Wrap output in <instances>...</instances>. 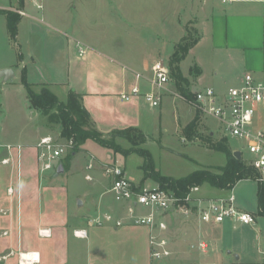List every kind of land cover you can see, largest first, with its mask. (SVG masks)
<instances>
[{"label": "crops", "instance_id": "0c3cea01", "mask_svg": "<svg viewBox=\"0 0 264 264\" xmlns=\"http://www.w3.org/2000/svg\"><path fill=\"white\" fill-rule=\"evenodd\" d=\"M220 2L222 3V0ZM134 3V0H23L22 5H18L17 0H9L7 5H0V10L12 11L21 8L26 14V16H20L15 39L19 36V26L25 19L22 30L27 42L31 41L41 46L47 43L53 46L55 43L59 44L58 54H54L51 60L44 63L47 66L45 71L48 73L50 70L53 71L57 80L44 82L38 86L48 87L60 102L67 100L70 91L79 94L81 104L89 114L92 124L104 137H109L113 131L127 128H135L143 134L142 128L146 124L147 111L152 112V108L141 97L124 101L120 98V94L129 92L131 87L137 83L134 73L148 76L150 66L159 60V57L155 59L153 55L145 58L141 56L137 60L138 63L133 64L124 57L125 52L121 44L113 43L107 37H101V30L95 28L96 22L89 19L92 12L85 13L83 7L89 5L95 11L94 8L99 10L102 5L110 6L128 15L132 12L131 7ZM37 4H40L42 8L38 9ZM222 4L231 5L234 8L233 14L226 16L225 13L217 11L213 0L211 4L213 16L207 22L201 23L199 40L186 57L193 55L209 31L216 29L217 32V28L221 26L223 40L221 45L214 50H223L225 60L231 67L238 62H241L244 67L241 75L234 76L235 83L238 85L246 72H251L256 78H261L264 75V31L260 39V35L254 34L252 29L256 26L258 31L261 30L259 20L262 21L264 28V0H236ZM238 4L244 5L240 6L239 11L236 9ZM258 8L262 12L261 15L257 14ZM102 14L108 25L112 21L109 18V9L101 13V16ZM95 30L100 33H96ZM107 30L106 26L102 31L105 36H107L105 33ZM0 32H2L0 41L3 42L4 38L9 36L4 13H0ZM77 43L85 48L83 56L78 54ZM180 64L179 68L182 72ZM199 66V61L196 60L194 63L195 86H202L200 88L202 89L207 86L203 87L201 83L202 70ZM5 69L12 70L14 74L11 66L4 65L0 71ZM12 76L6 80L0 78L3 82H7ZM186 76L184 74L183 77ZM138 84L141 92L149 90L144 80H139ZM169 95H177L170 85L163 93L164 100L162 101H165ZM180 99L182 100L179 103L180 110L183 109L187 118L181 122L179 111H176L177 131L183 141L194 144L182 135L184 128L193 119V112L187 102L182 97ZM162 105L163 102L158 108H162ZM43 136L45 135L40 134L34 141H25L26 143L18 141L13 144L7 143L5 147L12 146L10 151L0 146V254L35 251L40 255L39 264H153L150 258L148 228L130 224L115 227L112 223L98 225L92 222V219L106 213L114 218L127 216V204L114 200L110 192L112 179L105 175L104 170H102L103 177L95 179L91 177L86 179L88 174H84L85 181L92 182L91 189L96 193L91 200L87 199L85 203L84 199H79L81 200L80 205H71L70 196L73 191H70L67 182L62 183L64 175L73 173L77 167V161H75L77 153H72L69 162L65 159L67 155L63 156L60 164L62 167L64 164L66 166L62 173L57 174L56 171H50L43 175L39 174L34 146ZM209 136L214 137V132H210ZM21 139L22 135L17 140ZM17 146L21 147L19 156ZM84 146L85 143L79 147V152L85 150ZM230 151L234 152L232 149ZM113 158V163H116L115 155ZM4 159L8 162L2 163ZM89 163L92 165L90 169L87 168ZM98 163L101 167L106 164L99 161L94 162L91 155L84 169L91 170ZM121 167L125 171V168ZM142 178L143 173L137 181L129 179L138 184ZM147 180L143 182V185H147ZM9 188H12V194H8ZM215 190L217 196L214 197L223 196L220 194L226 192ZM74 196L79 197L80 195ZM84 206H86V213L80 215L79 210ZM139 212L143 213L145 210ZM167 221L170 223L166 236L170 239L169 246L173 255H178V259L180 258L179 264L186 262L181 259H196L194 262L208 260L215 261L217 264H237L233 261L240 260L241 254L236 252L232 247L234 245L228 241L229 227H234L232 222H227L228 224L223 226L222 224L204 226L196 219L184 221L178 217H169ZM207 228L213 231V240L211 239L212 242H210L213 252L208 256L199 257L189 251L188 245L200 237H207ZM39 229H48L50 236L40 237ZM175 230H179L176 237H174ZM75 231H82L84 235L77 237L74 235ZM4 232L7 234L3 235ZM214 253L218 255L213 260ZM159 264L164 263L159 262Z\"/></svg>", "mask_w": 264, "mask_h": 264}, {"label": "rangeland", "instance_id": "374dc122", "mask_svg": "<svg viewBox=\"0 0 264 264\" xmlns=\"http://www.w3.org/2000/svg\"><path fill=\"white\" fill-rule=\"evenodd\" d=\"M134 1L135 3L131 7L133 10L128 15L124 14L122 10H117L110 6L102 5V8L100 7L99 10L94 8L95 11L89 5L83 7L85 13H88V11L92 12L89 15V19L96 22L95 28L101 30V37H107L109 41L121 44L125 52L124 57L133 64H137V60L141 56L145 58L151 55L155 59L159 57V59L169 64L170 55H172L181 39L186 36L191 39L200 37L201 23L207 22L213 16V10L211 9L213 0ZM214 1L217 11L225 13L226 16L233 14L234 8L231 5L222 4L220 0ZM8 2L9 0H0V5H7ZM243 4H238L236 9L239 11L240 6H244ZM259 8L257 14L261 15L262 12ZM108 9L109 18L112 21L107 25L104 20L105 16L104 14L101 16V13L106 12ZM25 22L26 20L23 19L20 24L21 26H19V36L15 40L6 36L3 42L0 41V68L4 65H9L14 71V76L9 81L3 82L0 78V146L4 149L7 143L13 144L16 141L19 143H26L25 141L31 142L40 134L50 135L62 142L64 140L61 137L60 122L56 119V109L52 108L47 113L32 109L27 99V91L22 83L23 69L25 79L34 93L39 92L41 87L38 85L51 80H57L53 71L50 70V74L45 71L47 66L44 63L51 60L54 54H58L59 44L55 43L53 46L47 43L41 46L31 41L27 42L22 30ZM258 22L261 25V30L258 31L256 26H253L252 31L256 35L259 34L260 39H262L264 28L262 21L259 20ZM106 26L108 27V30L105 32L107 36L102 32ZM1 30L3 31V29ZM222 30L221 26H219L217 32L216 29L209 31L200 43V46L195 49L193 55L186 57L181 62L180 67L182 72L187 75L185 77L186 86L190 85L188 87L190 92H195L202 87L195 86L196 76L194 69L196 68H194V63L196 60L199 61V67L202 70L201 83L203 87L210 86L218 94L222 95L228 89L237 85L234 81V76L243 73V64L238 62L234 67H231L225 60L224 51L214 50L221 45V41L223 40ZM95 32L100 33L97 30ZM182 72L181 74L184 76ZM169 85L179 96L172 79ZM177 95H169L165 101H162V108L157 107L152 108V112L147 111L146 124L142 128L144 130L142 132L145 141L141 145L140 141L142 138L137 132H129L127 136L129 140L124 139V137H113V139L106 137V139L117 143L124 150L141 147L147 149L152 156L156 171L162 176L180 178L202 168H210L216 172L219 167L226 164V157L223 152L211 150L205 145L204 140L210 138V132H214L211 143L220 142L225 138L227 146L234 151L240 152L243 162L247 165L246 161L249 158V154L244 150L243 142L226 134L220 121L203 115L194 105L193 97L190 101L186 102L193 112L192 120L196 118L195 136L190 138V141L194 144L183 141L177 131L176 111H179L181 122L187 116L184 114L183 109L180 110L179 103L182 100ZM262 123V127H264V115ZM89 127V125H85L84 128ZM21 135L22 139L17 140ZM130 141H133L134 144H131ZM83 148L85 150L81 152H79V149L77 151L72 150L66 158V162H69L72 153H77L75 157L77 167H75L73 173L64 175L62 179V183L67 182L70 191H73L70 196L71 205H78L81 198L84 199V203L87 199L91 200L93 198L96 191L94 192L91 189L92 182L85 181L84 174L87 173L94 179L103 177L102 170L107 163H113V155H115L116 164L125 168L127 177L137 181L142 176V158L137 154L132 153L124 157L121 154L114 153L111 149L97 145L91 140H87ZM91 155L94 162L99 161L106 164H103L104 166L101 167L99 166L100 163H98L93 169L85 170L84 166ZM146 184L151 187L155 186L151 180H147ZM258 188L259 183L257 181L247 179L239 181L231 191L229 190L220 194L226 195L231 193L234 196L235 205L241 210L254 214L256 219L254 227L237 223H233L234 227H229L227 234L228 241L234 245L232 246L233 249L241 254L240 260L233 261V263L264 264V216L258 215ZM84 193L86 195L82 197ZM76 194L80 196L75 197L74 195ZM200 194L214 197L217 196V191L204 184L200 188ZM85 213L86 206L79 210L80 215H84ZM225 224L228 223L224 222L222 226ZM174 232L176 233L174 237H176L179 230H175ZM206 236L205 239L212 242L214 235L211 228H207ZM173 247L175 248V246ZM217 255V253L212 255L213 260L217 258ZM173 256H171V259L160 261V263L179 264L180 258L178 259V255ZM2 257H7V259H1ZM181 260L186 261L184 263H194V260L196 261V259ZM0 264H16L15 253L14 255L0 254ZM153 264H159V262L153 261Z\"/></svg>", "mask_w": 264, "mask_h": 264}, {"label": "built area", "instance_id": "2783aa9c", "mask_svg": "<svg viewBox=\"0 0 264 264\" xmlns=\"http://www.w3.org/2000/svg\"><path fill=\"white\" fill-rule=\"evenodd\" d=\"M236 0H222V3H231ZM41 9L40 4L36 5ZM19 16H26L21 8L13 9ZM79 56L85 54V48L77 43ZM148 76L134 73V84L129 92L120 94V98L129 101L141 97L150 108L161 105L163 93L170 83L168 63L162 59L152 63ZM144 80L149 90L141 92L138 81ZM194 105L205 116L221 122L224 131L230 137L242 141L244 150L249 158L246 163L254 173V180L264 185V75L256 78L251 72L243 74L240 83L227 90L224 95L218 94L213 88L205 87L192 93ZM36 164L40 175L56 171L63 156L74 150L72 139L63 142L50 135L41 137L35 144ZM8 151L12 146L5 147ZM19 152L20 146L16 147ZM8 160H2L7 163ZM92 167L91 163L87 168ZM104 173L112 179L110 192L116 202H126V217L114 218L111 214L99 215L92 219L95 224L112 223L115 227L124 224L143 226L149 230L150 258L152 261L169 259L173 255L170 249V239L166 236L169 230V217H178L181 220L196 219L204 226H217L224 222H232L246 226H255V215L241 210L235 205L234 196L229 193L219 197L206 198L200 195V187H192L184 196H177L170 190H163L157 184L139 186L130 180L124 169L116 163L107 164ZM90 179V176H86ZM232 190V189H231ZM230 190V191H231ZM12 188L8 194H12ZM145 210V213H140ZM7 233L4 232L3 235ZM40 237H49L48 229H39ZM74 235L82 237V231H75ZM190 252L199 257L208 256L213 252L211 243L200 237L188 245ZM14 255V252L8 253ZM16 264H39L40 255L35 251L15 252ZM1 259H7L2 257ZM181 264H217L215 261H198Z\"/></svg>", "mask_w": 264, "mask_h": 264}, {"label": "trees", "instance_id": "16d2710c", "mask_svg": "<svg viewBox=\"0 0 264 264\" xmlns=\"http://www.w3.org/2000/svg\"><path fill=\"white\" fill-rule=\"evenodd\" d=\"M18 5H22L23 0H17ZM0 13L6 15V27L9 37L15 40L17 33V24L20 20V16L10 10H0ZM199 37L191 39L186 36L176 45L173 54L170 57L168 68L170 78L175 83L179 96L185 101H190L193 97L192 92L186 87V79L182 76L179 64L185 59L188 52L198 42ZM22 83L27 91V99L30 107L34 110L47 113L52 108L57 111L56 119L61 125V137L64 139H72L75 147L74 151H77L79 147L87 140H91L96 144L111 149L114 153L123 155L124 157L134 153L142 158L141 169L143 171V178L138 183L139 186L143 185V182L147 179L153 181L163 190H170L177 196H184L190 188L201 187L204 184L219 191L231 190L239 181L255 178L253 169L246 165L243 160H236L232 152L227 146L226 139H222L220 142L211 143V138L204 140L206 146L215 151H221L225 154L226 164L218 168V171H213L210 168H202L191 172L190 174L180 177L172 178L162 176L154 168V162L150 152L144 148H135L124 150L117 143L107 140L100 132H98L92 124L89 114L81 104V96L74 91H70L65 102H60L57 97L45 86L42 85L38 93H34L31 86L25 79L24 69L22 72ZM196 118L192 120L183 130V137L186 140H190L192 136H195ZM85 125H89V128H84ZM129 132H134L141 136L140 144L145 141L144 135L135 128H127L120 131H113L110 133V139L113 137L127 138ZM134 144L133 141H130ZM69 154H67L66 158ZM65 158V159H66ZM66 164L63 165L65 169ZM258 215L264 216V190L263 186L259 184L258 193Z\"/></svg>", "mask_w": 264, "mask_h": 264}, {"label": "water", "instance_id": "95a60500", "mask_svg": "<svg viewBox=\"0 0 264 264\" xmlns=\"http://www.w3.org/2000/svg\"><path fill=\"white\" fill-rule=\"evenodd\" d=\"M13 75V72H12V70H10V69H5V70H1L0 71V77H2L3 79H8L10 76H12ZM232 155H233V157L236 159V160H241L242 159V157H241V153L240 152H238V151H234V152H232ZM63 172V167H62V165L61 164H59L58 165V167H57V169H56V173L57 174H60V173H62ZM81 204V202L79 201L78 202V205H80Z\"/></svg>", "mask_w": 264, "mask_h": 264}]
</instances>
